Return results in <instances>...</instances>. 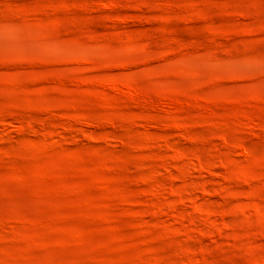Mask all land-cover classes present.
I'll return each mask as SVG.
<instances>
[{
    "label": "rangeland",
    "instance_id": "374dc122",
    "mask_svg": "<svg viewBox=\"0 0 264 264\" xmlns=\"http://www.w3.org/2000/svg\"><path fill=\"white\" fill-rule=\"evenodd\" d=\"M0 264H264V0H0Z\"/></svg>",
    "mask_w": 264,
    "mask_h": 264
}]
</instances>
